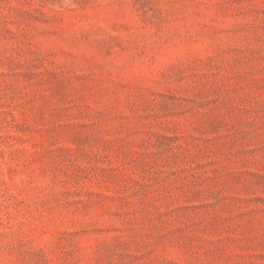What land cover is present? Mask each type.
<instances>
[{
	"label": "rangeland",
	"instance_id": "obj_1",
	"mask_svg": "<svg viewBox=\"0 0 264 264\" xmlns=\"http://www.w3.org/2000/svg\"><path fill=\"white\" fill-rule=\"evenodd\" d=\"M0 264H264V0H0Z\"/></svg>",
	"mask_w": 264,
	"mask_h": 264
}]
</instances>
